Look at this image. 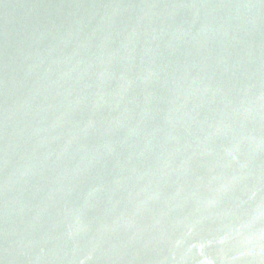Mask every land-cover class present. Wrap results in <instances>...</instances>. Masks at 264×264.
<instances>
[{
    "label": "water",
    "instance_id": "95a60500",
    "mask_svg": "<svg viewBox=\"0 0 264 264\" xmlns=\"http://www.w3.org/2000/svg\"><path fill=\"white\" fill-rule=\"evenodd\" d=\"M0 264H264V0H0Z\"/></svg>",
    "mask_w": 264,
    "mask_h": 264
}]
</instances>
